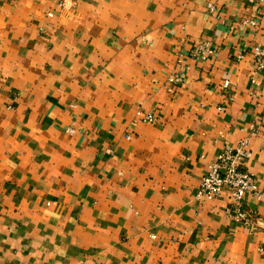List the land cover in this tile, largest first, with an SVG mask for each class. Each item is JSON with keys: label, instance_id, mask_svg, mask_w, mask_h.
<instances>
[{"label": "crops", "instance_id": "1", "mask_svg": "<svg viewBox=\"0 0 264 264\" xmlns=\"http://www.w3.org/2000/svg\"><path fill=\"white\" fill-rule=\"evenodd\" d=\"M203 42L215 53L195 61ZM256 47L264 4L248 0H0V264H264ZM248 138L257 233L227 195L198 198Z\"/></svg>", "mask_w": 264, "mask_h": 264}, {"label": "built area", "instance_id": "2", "mask_svg": "<svg viewBox=\"0 0 264 264\" xmlns=\"http://www.w3.org/2000/svg\"><path fill=\"white\" fill-rule=\"evenodd\" d=\"M252 5H262L264 0H248ZM63 7V4L60 5ZM210 11L216 10L215 6L209 5ZM53 17V14L49 15ZM244 27H256L255 20H245ZM215 53L213 46L208 42H203L197 45L191 57L195 61H205ZM254 59L259 71L264 70V49L256 47L253 50ZM181 73L173 74L169 83L171 88L185 83L187 66L183 65V59H179ZM230 82H225L224 89H229ZM172 90V89H171ZM224 110V108H220ZM137 118L144 123L154 124L157 122L154 113H145L138 110ZM130 138V136L128 137ZM251 139L248 138L240 142L237 146L226 145L215 162L210 166L209 173L202 179L198 198L208 201H215L224 195L230 199L226 209V216L229 220L235 223L244 225L250 231L257 233L261 229L260 217L258 213L248 206V198L260 201L263 198V192L260 189L257 176L250 171L245 162L253 158V150L251 147Z\"/></svg>", "mask_w": 264, "mask_h": 264}]
</instances>
